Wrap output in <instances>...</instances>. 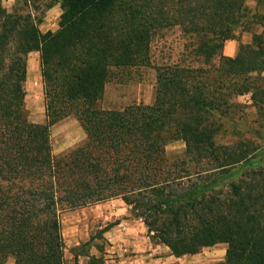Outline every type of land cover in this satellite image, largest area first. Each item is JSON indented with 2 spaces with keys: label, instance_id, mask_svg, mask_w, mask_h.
Instances as JSON below:
<instances>
[{
  "label": "trees",
  "instance_id": "obj_1",
  "mask_svg": "<svg viewBox=\"0 0 264 264\" xmlns=\"http://www.w3.org/2000/svg\"><path fill=\"white\" fill-rule=\"evenodd\" d=\"M53 1L59 29L43 33L38 17L0 0V264H68L62 214L111 200L177 258L226 244L220 264H264V146L216 140L234 99L251 94L257 105L264 93V17L247 0ZM175 26L197 40V65L156 67L151 105L101 107L111 68L151 66L153 35ZM239 29L252 43L227 57ZM33 53L44 124L25 104ZM69 116L86 139L57 157L52 128ZM176 141L186 149L170 156Z\"/></svg>",
  "mask_w": 264,
  "mask_h": 264
},
{
  "label": "rangeland",
  "instance_id": "obj_2",
  "mask_svg": "<svg viewBox=\"0 0 264 264\" xmlns=\"http://www.w3.org/2000/svg\"><path fill=\"white\" fill-rule=\"evenodd\" d=\"M2 7L10 14L19 13L22 15L33 14L40 19L39 28L43 33L49 31L56 32L59 29L62 9L60 3L53 0H32L25 5V0H1ZM247 7L251 14H258L264 17V0H247ZM32 6V8L30 7ZM264 23V20H263ZM264 25V24H263ZM255 31L261 33L260 26H252ZM240 41L234 40L238 48L241 43L251 44L252 34L237 32ZM226 44V43H225ZM197 45V40L185 35L178 26L163 28L157 31L152 37L151 43V66L147 67H119L111 68L110 78L106 84L105 95L100 105L104 109L121 110L131 105H151L155 99L157 85L156 67L183 63H192L196 66V59L190 51ZM190 49V50H187ZM36 60L39 65L40 81L36 85L34 76H30L26 82V110L28 118L32 123L44 124L45 101L43 82L41 76L40 55L33 53L31 61ZM264 78V73L262 74ZM258 85L264 92V81H259ZM264 93L258 97V104L255 105L251 99V94L234 99L237 108L232 110V115L223 120V128L219 132L216 140L219 144L232 145L240 140L264 146ZM40 101V108L37 110L36 103ZM86 139L85 133L74 116H69L52 128V144L55 156L68 153ZM186 149L183 141H176L167 146L170 156L181 155ZM113 201L88 206L62 214V228L65 242L69 244V231L75 228V239L80 243L78 246L67 245L70 253L74 257L68 264H78L76 255L87 254L91 250L98 249L105 252L108 242L104 234L118 222L117 217H113ZM131 219H134L130 215ZM66 235V236H65ZM222 245L205 249L201 255L186 257L178 260L177 264H220L224 262L226 251L221 249ZM227 247V246H226ZM93 264H104L99 258Z\"/></svg>",
  "mask_w": 264,
  "mask_h": 264
},
{
  "label": "crops",
  "instance_id": "obj_3",
  "mask_svg": "<svg viewBox=\"0 0 264 264\" xmlns=\"http://www.w3.org/2000/svg\"><path fill=\"white\" fill-rule=\"evenodd\" d=\"M238 51V45H236V42L234 41L226 42L223 50L224 55L230 58H235ZM31 55L28 61V79L30 76H34L36 79V85H38L37 83L40 81L39 65L36 60L31 61ZM35 107L39 110L40 101L35 104ZM112 203L113 213L111 212V215L112 218L116 216L118 222H116L114 226L104 234L108 242V247L105 252L94 249L87 254L76 255L75 258L78 259V264H90L93 258H101L104 261V264H177L178 260L183 258L201 255L200 253L181 258L173 256L167 246L152 241L148 229L141 219L130 218L129 209L122 200H115ZM75 232V228L70 229V237L68 238L70 239V243L67 244L66 242V246L80 245L74 237ZM218 245H222V250H227L226 244ZM73 257L74 255H72L66 247L67 262ZM6 264H14L13 259H9Z\"/></svg>",
  "mask_w": 264,
  "mask_h": 264
}]
</instances>
